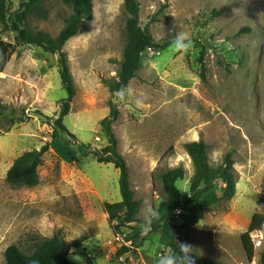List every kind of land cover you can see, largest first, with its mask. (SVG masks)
Masks as SVG:
<instances>
[{
    "label": "rangeland",
    "instance_id": "374dc122",
    "mask_svg": "<svg viewBox=\"0 0 264 264\" xmlns=\"http://www.w3.org/2000/svg\"><path fill=\"white\" fill-rule=\"evenodd\" d=\"M24 1L11 0V12ZM139 2L141 25L150 27L156 41L185 32L192 45L187 53L148 48L127 87L134 94L121 99L105 81L117 77L124 57L125 0H94V18L64 46L77 89L64 123L77 139L54 131L68 97L59 54L17 46L0 74V100L26 115L16 124L0 119V264H7L8 247L32 253L56 234L71 244L74 264H157L170 251L161 233L142 226L166 197L159 174L183 166L186 176L177 185L188 197L194 165L185 144L200 139L214 165L233 154L237 193L191 229H181L178 241L193 245L196 261L261 264L264 231L249 232V226L255 214H264V0ZM72 12L64 0H47L28 24L56 37ZM16 34L2 32L11 42ZM111 101L120 111L113 129L139 202V222L120 229L104 208L122 199L120 170L92 154L108 145L101 121ZM45 144L39 184H11L7 173L14 161ZM225 186L219 182L216 194L222 196ZM183 218L181 212L175 221Z\"/></svg>",
    "mask_w": 264,
    "mask_h": 264
},
{
    "label": "trees",
    "instance_id": "16d2710c",
    "mask_svg": "<svg viewBox=\"0 0 264 264\" xmlns=\"http://www.w3.org/2000/svg\"><path fill=\"white\" fill-rule=\"evenodd\" d=\"M47 0H28L11 12V0H0V22L3 28L0 30V73L4 72L17 46L33 45L42 48L46 53L59 54L58 66L62 84L68 92V97L62 100V107L58 118L54 122V131L66 133L77 139L64 123V118L71 111V103L77 94L74 78L68 63V57L64 46L73 37L83 33L87 22L94 18V0H64L72 7L73 12L67 18L65 27L58 36L44 31H35L29 27L28 20L32 14L43 11ZM139 0H125V9L128 15L126 23L127 43L124 57L116 78L106 80V84L112 92L127 89L131 80L137 76L143 55L148 48L166 50L171 46L172 40L164 42L156 41L149 26L143 27L140 22ZM250 30V29H247ZM4 31L16 32L15 42L8 41L2 36ZM9 111V112H7ZM120 114L116 104L110 102V114L101 121L104 133L108 138V145L102 149H95L92 154L101 163H113L120 170V189L122 199L119 202H105L104 208L109 214L115 229L126 227L131 223L139 222V202L135 198L132 187L130 168L125 158L119 151V141L113 129V123ZM8 118L12 124L26 120L24 111L19 114L18 110L4 104L0 100V119ZM67 142L69 139H65ZM87 151L89 146L82 145ZM187 153L194 165V174L190 180V194L182 196V191L177 182L184 179L186 171L183 166L170 168L159 174L163 182L166 197L161 202L158 212L151 219L150 230L159 232L163 242L170 252L179 251L180 242L178 234L181 229H191L205 213L219 205L223 201L231 200L237 193V175L235 172V160L232 153L226 154L222 163L214 165L208 156V144L200 139L189 141L185 144ZM49 150L45 144L41 149L25 151L10 167L7 180L15 186L33 187L39 184V167L43 164L44 155ZM219 182L226 184L222 196L216 194ZM180 208L183 213V223L176 220V209ZM254 230L264 231V214L254 215L249 226V232ZM134 239L129 240H136ZM77 253L85 258V249L80 243L76 244ZM71 244L61 235L56 234L45 238L36 244L32 253H27L16 245L6 250L7 264H74L70 259ZM264 264V248L260 258ZM196 264H218L215 260L200 258Z\"/></svg>",
    "mask_w": 264,
    "mask_h": 264
},
{
    "label": "clouds",
    "instance_id": "9594fccd",
    "mask_svg": "<svg viewBox=\"0 0 264 264\" xmlns=\"http://www.w3.org/2000/svg\"><path fill=\"white\" fill-rule=\"evenodd\" d=\"M192 45L190 36L185 32H178L171 43V48L178 53H187ZM133 90L129 87L127 89H120L117 96L123 99L126 95L132 96ZM154 215V213H153ZM151 225V217L145 221L142 226L144 230ZM193 245L188 242H180L179 251L162 254L157 264H196L195 256L192 252ZM78 259V257H74Z\"/></svg>",
    "mask_w": 264,
    "mask_h": 264
},
{
    "label": "built area",
    "instance_id": "2783aa9c",
    "mask_svg": "<svg viewBox=\"0 0 264 264\" xmlns=\"http://www.w3.org/2000/svg\"><path fill=\"white\" fill-rule=\"evenodd\" d=\"M182 211H181V209L180 208H177L176 209V217H178L179 216V213H181Z\"/></svg>",
    "mask_w": 264,
    "mask_h": 264
},
{
    "label": "bare ground",
    "instance_id": "6f19581e",
    "mask_svg": "<svg viewBox=\"0 0 264 264\" xmlns=\"http://www.w3.org/2000/svg\"><path fill=\"white\" fill-rule=\"evenodd\" d=\"M0 74H3V73H0Z\"/></svg>",
    "mask_w": 264,
    "mask_h": 264
},
{
    "label": "crops",
    "instance_id": "0c3cea01",
    "mask_svg": "<svg viewBox=\"0 0 264 264\" xmlns=\"http://www.w3.org/2000/svg\"><path fill=\"white\" fill-rule=\"evenodd\" d=\"M3 73V72H2Z\"/></svg>",
    "mask_w": 264,
    "mask_h": 264
}]
</instances>
